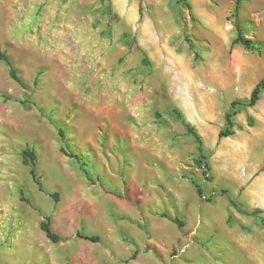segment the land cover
Instances as JSON below:
<instances>
[{
	"label": "rangeland",
	"instance_id": "rangeland-1",
	"mask_svg": "<svg viewBox=\"0 0 264 264\" xmlns=\"http://www.w3.org/2000/svg\"><path fill=\"white\" fill-rule=\"evenodd\" d=\"M53 1L0 0V50L27 87L0 62V264H264L263 227L221 193L264 208V195L250 193L264 179V92L234 117L232 136L218 137L230 103L249 98L239 67L262 65L264 0H244L237 16L259 53L231 44L234 0ZM48 2L63 7L51 27L60 23L62 54L44 43ZM72 23L93 36L89 56ZM139 46L154 52L147 65ZM185 125L201 138L209 180L194 166L197 144ZM25 149L43 191L22 163ZM60 149L86 164L89 179ZM190 177L212 202L196 196ZM45 218L62 241L42 233Z\"/></svg>",
	"mask_w": 264,
	"mask_h": 264
},
{
	"label": "trees",
	"instance_id": "trees-1",
	"mask_svg": "<svg viewBox=\"0 0 264 264\" xmlns=\"http://www.w3.org/2000/svg\"><path fill=\"white\" fill-rule=\"evenodd\" d=\"M185 1L186 0H177V4L185 3ZM209 1H213V0H209ZM243 1L244 0H234L233 14L231 17L234 18L233 26H234L236 35L233 38V40L231 41V44L232 45H241L245 50L259 53L260 49H261V45L258 43H254L251 39L246 38L243 34V31H242L240 25L237 23V16H238V12H239V7ZM186 6L189 8V5H186ZM189 48H190V50H193V47L191 45H189ZM140 52L142 54V64L147 65L148 60L146 58V55L142 51H140ZM194 57L196 58L197 55L194 54ZM0 62H3L5 64V66L7 67L8 75H9L10 79H12L15 83H17L23 89H27L25 84L19 78L17 71L13 67V64L10 61L8 55L4 51H1V50H0ZM262 92H264V77L261 78L255 84V86L251 90V93H250L248 99H246L244 101L234 100L230 103L229 111L225 114V117H224V128L222 130H220L218 133L219 138L230 137L234 134L233 128L236 126L234 123V117L236 115H238L243 109L254 107L257 104V102L259 101ZM173 112L179 120L182 119V115L178 111L173 110ZM252 124H253V120L250 117H248L247 118V125L249 127H252ZM185 129H186L187 134L190 137H192L197 144V147H196L197 157L194 158V160H193L194 166L197 169H201V174H202V177L204 179L209 180L207 175H208V172L210 171V166L205 161L204 147H203V143L201 141V138L197 134L196 130L193 127H191L190 125H185ZM58 133H59V136L61 138H63V132L61 130H58ZM60 152L65 154V152L62 149H60ZM65 155L69 156L70 158H74L77 162H80V158L76 154H65ZM21 158H22L23 165L29 167V174H30L32 180L35 182L38 189L40 191H43L42 184L39 180L40 178L36 174V156H35L34 152L31 150L25 149L21 152ZM80 166H81V168L86 167V164H84L83 162H80ZM82 171H83L85 177L87 179H89L88 171L84 170L83 168H82ZM189 180L192 183V185L194 186L195 194L199 198L204 199L209 203L212 202V196L206 197L204 195V191H203L202 187L194 179V177H190ZM221 193L224 196H226V199L229 203L230 208L235 210L239 215L254 218L255 220L258 221V223H260V225L264 229V217L261 216L262 210H260L259 208H254L251 210L246 209L243 207L242 204H240L238 201H236L234 198H232L230 195H228L226 191L223 190V191H221ZM50 196L52 199H54L55 202L57 201L58 198H57L56 194H51ZM231 220H232L231 215H230V213H228L227 220H226L228 225L231 224ZM171 221L174 224H176L179 228L183 227V222L180 221L178 218H171ZM39 228L42 231V233L45 235V237L50 242L55 244V243L62 241V238L58 234H56L52 231L48 218H45L39 224ZM243 229L247 230V228H243ZM76 237L83 239V240H86V241H89V242H92V243L98 242L97 237H95L93 235H84L80 232L76 233Z\"/></svg>",
	"mask_w": 264,
	"mask_h": 264
},
{
	"label": "crops",
	"instance_id": "crops-1",
	"mask_svg": "<svg viewBox=\"0 0 264 264\" xmlns=\"http://www.w3.org/2000/svg\"><path fill=\"white\" fill-rule=\"evenodd\" d=\"M133 5H134V3H133ZM43 10H44V14H45L43 21H45V23H48V22L50 23V25H49L50 29H48L49 27L46 28L44 30V33H43L44 43L47 46V48H52L53 46H55V49L58 50L57 53L61 52V54H62L63 53L62 51H64V49H65V41L63 39L62 32L57 31V29H56L58 27V24H60V23L57 22L56 28L53 30L51 29V27L55 24L54 22L58 21V17H60L62 14L63 7L60 6V10H59L58 5H52L51 2H48V5ZM68 29H69V31H71L70 33H71L72 37H74V36L77 37L79 49L82 52L81 54H83L84 56H89V54L91 52L90 48L93 47L94 44L91 43V46H90V40H91V37L93 38V36L89 33V29L86 28V25H83L80 23H78V25H77V24L72 23L68 26ZM149 42L152 45L151 47H153V45L155 44L154 41L149 40ZM117 46L119 47V52L125 51V50L127 51V46L123 45L120 41H119ZM139 49L146 55L147 58H149L147 55L148 53L151 56L154 55V52L152 53L150 50L148 53L145 52V50L141 46H139ZM140 55L141 54H139V56ZM235 60L238 61V59H235ZM141 63H142V59L140 56V64ZM260 64L255 65V66H244V67L240 66L238 69L237 75L239 78L240 85L243 86V89H244V93H243L244 97L248 98L250 93H251V90L253 89L255 84L261 78L264 77L262 75L264 73V57H263L262 65H260ZM141 65L143 66V64H141ZM223 87H225L227 90L230 89V87H228L227 85L224 84V81H223ZM192 89H193V92H196L194 86L191 88V91H192ZM261 97H262V93H261L259 101L261 100ZM258 102H257V104H258ZM200 107H201V105H200ZM186 108H190L189 103H187ZM202 112L205 114V116L210 115V111L208 110V108H206L205 112H204V110ZM189 184L194 189V186L192 185V183L190 181H189ZM194 192H195V189H194ZM250 193H255L258 196L264 195V179L259 178L258 180H256L254 182V185L251 187ZM259 209L264 210L263 207H259ZM258 254L264 255V249H263V251H261Z\"/></svg>",
	"mask_w": 264,
	"mask_h": 264
},
{
	"label": "bare ground",
	"instance_id": "bare-ground-1",
	"mask_svg": "<svg viewBox=\"0 0 264 264\" xmlns=\"http://www.w3.org/2000/svg\"><path fill=\"white\" fill-rule=\"evenodd\" d=\"M149 29H150V28H149ZM147 30H148V25H147L145 28H143V29L141 30V32H142V33H146ZM148 32H149V30H148ZM144 35H145V34H144ZM148 38H149V37H148ZM152 38H153V37H152ZM146 39H147V38H146ZM153 46H154V45H153ZM179 69H180V68H179ZM182 71H184V70H182ZM185 71H187V70H185ZM181 73H183V72H181ZM185 74L188 75L189 81L191 82V80L193 79V78H192V77H193L192 74H189V73H187V72H185ZM182 77H183V76H182ZM192 81H193V80H192ZM191 83H192V82H191ZM192 91H193V89H192ZM197 107H198V106H197ZM201 109H202V111L205 110V108H203V107H202ZM186 111H187V112H190L189 108H186Z\"/></svg>",
	"mask_w": 264,
	"mask_h": 264
}]
</instances>
